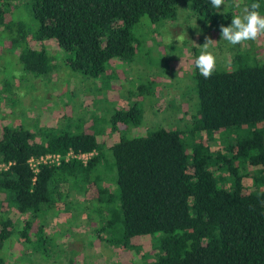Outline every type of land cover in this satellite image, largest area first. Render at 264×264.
I'll list each match as a JSON object with an SVG mask.
<instances>
[{
	"label": "trees",
	"instance_id": "trees-1",
	"mask_svg": "<svg viewBox=\"0 0 264 264\" xmlns=\"http://www.w3.org/2000/svg\"><path fill=\"white\" fill-rule=\"evenodd\" d=\"M254 2L263 16L264 0H225L219 10L210 0H0V41L19 50L25 76L57 68L43 44L54 40L63 52L60 65L96 78L112 60L133 58L141 46L133 29L143 17L157 26L183 5L220 32L236 16L231 7L243 11ZM236 52L231 69H215L208 79L194 71L198 108L183 127L134 133L143 119L137 103L112 114L110 131L119 138L107 147L96 130L3 125L0 164L8 166L0 170V264H9L2 248L13 234L28 249H45L54 239L39 216L57 214L63 195L81 192L101 216L96 234L106 232L110 244L159 234L154 259L141 264H264V60ZM218 135L222 145L213 149ZM106 148L116 169L113 190L97 172L109 162ZM69 151L95 154L84 164L65 160ZM46 154H59L60 164L40 162L35 172L30 159ZM245 165L254 169L243 173ZM71 178L81 191L70 187Z\"/></svg>",
	"mask_w": 264,
	"mask_h": 264
},
{
	"label": "rangeland",
	"instance_id": "rangeland-1",
	"mask_svg": "<svg viewBox=\"0 0 264 264\" xmlns=\"http://www.w3.org/2000/svg\"><path fill=\"white\" fill-rule=\"evenodd\" d=\"M188 8L180 5L174 19H167L157 26L143 17L133 29L141 41L133 58L112 60L106 72L96 78L72 71L65 64L60 65L63 52L54 40H46L43 44L51 56L56 55L54 63L57 68L46 76H25L18 59L19 50L11 52L8 40L0 41V128L6 124L23 125L35 131L40 127L62 129L70 125L72 131L81 128L91 132L96 130L99 142L107 147L119 138V131H110L112 114L134 103L139 105L143 115L142 125L131 129L134 133L161 127H183L191 121L198 108L193 80L197 69L194 61L206 39L214 41L210 51L216 57L215 69H231V57L237 50L244 56L250 51L249 55L264 60V35L255 41L232 46L221 39V33L212 25L203 26V22H199ZM231 11L235 15L242 14L241 7L233 6ZM14 13V17L19 19L16 10ZM31 44L38 49L42 45L41 42ZM120 127L121 130L127 129ZM216 139L212 143L213 149L222 145L221 136H216ZM104 156L109 162L98 164L97 172L102 171L104 175L101 185L113 190L116 188L114 160L107 148ZM253 169L245 165L243 173ZM70 180L73 190H82L80 184H74V178ZM244 180L251 182L250 176ZM86 194L63 195L57 204V214L48 211L39 216L46 233L54 239L47 241L45 249L43 246L28 249L13 234L3 244L5 261L9 264L151 262L157 252L159 234L135 236L129 239L128 246H123L124 242L122 245L117 242L110 244L105 240L106 232L102 238L96 234L101 216L90 207L93 204L91 198L85 201ZM6 213L14 219L18 215L14 209H8Z\"/></svg>",
	"mask_w": 264,
	"mask_h": 264
},
{
	"label": "clouds",
	"instance_id": "clouds-1",
	"mask_svg": "<svg viewBox=\"0 0 264 264\" xmlns=\"http://www.w3.org/2000/svg\"><path fill=\"white\" fill-rule=\"evenodd\" d=\"M210 4L219 10L225 4V0H210ZM260 7L259 3L254 2L250 6L244 7L242 14L234 16L230 26L221 25V39L235 46L255 41L264 35V16L260 15ZM213 42L211 39H206V42L201 46L200 54L194 61L195 67L205 79L211 77L216 67V57L210 51Z\"/></svg>",
	"mask_w": 264,
	"mask_h": 264
},
{
	"label": "built area",
	"instance_id": "built-area-1",
	"mask_svg": "<svg viewBox=\"0 0 264 264\" xmlns=\"http://www.w3.org/2000/svg\"><path fill=\"white\" fill-rule=\"evenodd\" d=\"M95 154V152H85V153H73L72 151H69L65 156L64 159L65 160H69L70 158H77L79 160H81L84 164H86V162L88 161V159ZM52 163L55 165L60 164L61 162V156L59 154H46L44 156H41L39 159H30V164L33 167V169L35 170V172L37 171V165L40 163ZM8 165L1 163L0 164V170L1 169H6Z\"/></svg>",
	"mask_w": 264,
	"mask_h": 264
}]
</instances>
